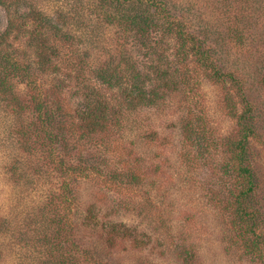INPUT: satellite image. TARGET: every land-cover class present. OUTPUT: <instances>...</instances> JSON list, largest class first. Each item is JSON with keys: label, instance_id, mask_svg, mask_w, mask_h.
Here are the masks:
<instances>
[{"label": "trees", "instance_id": "1", "mask_svg": "<svg viewBox=\"0 0 264 264\" xmlns=\"http://www.w3.org/2000/svg\"><path fill=\"white\" fill-rule=\"evenodd\" d=\"M58 10L52 17L36 0H0V116L17 150L9 172L56 188L26 221L5 222L3 235L34 249L28 264H111L77 239L75 186L91 182L116 208L132 207L139 192L153 205L150 190L162 194L166 180L138 149L169 139L143 115L175 101L184 107L183 184L201 188L220 216L226 253L264 264V179L254 155L255 143L264 148V0H75ZM205 83L233 120L225 133L211 122ZM181 241L173 243L179 263H196L199 246Z\"/></svg>", "mask_w": 264, "mask_h": 264}, {"label": "rangeland", "instance_id": "2", "mask_svg": "<svg viewBox=\"0 0 264 264\" xmlns=\"http://www.w3.org/2000/svg\"><path fill=\"white\" fill-rule=\"evenodd\" d=\"M73 1L75 2L36 0V4L52 17H56L60 7L69 9L73 6ZM205 16L215 24V19L209 13L206 12ZM0 24L6 26L5 18ZM241 63L242 71L245 72L246 66L244 62ZM260 87L259 85L261 90ZM202 91L206 97L205 102L213 126L224 133L229 131L234 123L218 108L216 89L205 83L202 85ZM183 108L177 106L174 101L165 109L146 111L143 115L150 128L159 131L161 137L166 136L169 139L168 142H162L163 147L140 146L138 149L147 160L149 159L147 162L159 167L156 168V173L166 180L162 194L150 190L153 205H148L145 200L147 195L139 192L135 196L137 203L132 207L116 208L113 195L99 190L91 182L83 181L75 186L76 203L73 216L78 230L77 239L85 249H90L93 255L104 262L180 264L173 243L190 239L199 246L197 262L194 264H249L246 260H238L237 254H228L224 251L226 247L223 241L224 225L220 216L214 214V207L206 204L201 198L200 194L203 193L201 188L191 189L190 185L185 186L181 180L183 173L179 170L181 164L176 153L181 140L179 127L184 117ZM8 132L7 118L0 116V264H28V255L31 257L34 249L22 250L16 246L14 248L9 238L1 232L6 231L3 224L9 222L16 225L17 221H26L27 216L30 217L41 209L47 202L50 192L56 188L51 179L34 178L32 183L26 185V180L11 175L9 165L13 162L17 150L12 144H8L10 141ZM254 146L257 170L264 179V148L256 143ZM142 171L150 179L155 172L150 165ZM200 178L205 181L206 174L197 176V179ZM144 192H147L146 189ZM261 197L264 204V192ZM166 205H170L167 212L170 215L169 217L165 215L161 221L165 213L158 210L164 209ZM112 223L122 225L120 233L112 232L109 227ZM180 226L184 229L180 230Z\"/></svg>", "mask_w": 264, "mask_h": 264}]
</instances>
